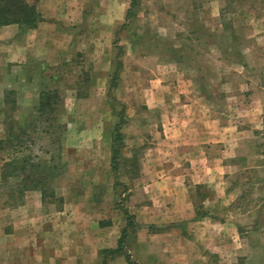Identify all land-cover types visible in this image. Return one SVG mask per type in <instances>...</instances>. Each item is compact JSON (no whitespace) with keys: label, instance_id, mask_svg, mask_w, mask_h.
<instances>
[{"label":"rangeland","instance_id":"1","mask_svg":"<svg viewBox=\"0 0 264 264\" xmlns=\"http://www.w3.org/2000/svg\"><path fill=\"white\" fill-rule=\"evenodd\" d=\"M136 1L127 18L130 0H55L63 19L52 64L15 60L20 31L0 40V141L18 133L17 146L0 145V264H101L126 210L134 225L106 264H159L145 257L160 245V264H264V0ZM43 91L56 98L41 117ZM205 104L218 176L197 183L187 156L171 155L178 130L164 133L161 118L199 121ZM11 155L47 176L44 200L38 188L20 194L29 169L3 177ZM161 177L208 223L161 222ZM170 228L176 238L137 240Z\"/></svg>","mask_w":264,"mask_h":264},{"label":"crops","instance_id":"2","mask_svg":"<svg viewBox=\"0 0 264 264\" xmlns=\"http://www.w3.org/2000/svg\"><path fill=\"white\" fill-rule=\"evenodd\" d=\"M35 6L41 13L43 20L39 22L36 28L22 32L19 40L15 38V58H17L15 60L21 62L23 59L36 56L52 64V59H55V56L52 55L53 52L56 53L61 48L60 41L62 33L60 20L63 19V15L55 0H37ZM19 31L20 29L16 24L0 25V40H4L12 35H17ZM197 107L198 106H195V108ZM202 108L201 112L204 110V115L200 116L199 121L195 119L194 114L188 113H186L183 120L179 118L181 123L178 122L177 124L169 120V115L163 114L161 118V127L164 133L173 129L178 130L177 143L175 142L172 144L175 148L172 147L171 155L174 154L177 156L182 153L184 156H187V160L192 163L195 175L194 178H196L197 183L208 182L213 179L214 176H218L214 168V163L218 162L219 158H214L209 152L213 147L212 142H214L212 138L214 131L213 119H211L212 117L207 113L206 104L205 107ZM161 145H170L169 139L161 138ZM179 146L180 150L178 148ZM208 146H210V148H208ZM182 150L184 152H181ZM163 152H167L165 148L161 149L162 155L164 154ZM165 182L166 180L161 177V222H164L165 218L169 217L171 221L180 220L181 222L187 220L189 223L193 224L202 222L205 224L208 223V221L206 222L207 217L195 220L197 218L195 214V204L192 200L189 201L187 194L181 186L167 187L164 186ZM169 204H171V206H168ZM171 210H174V213ZM170 229L171 230L165 232H159L158 234L145 235L140 233L137 240L141 242L139 243L140 245H143V242L149 239L151 240L154 237L158 238V241L165 240L168 235H175L176 238L178 236L177 229ZM179 236L182 235L179 233ZM164 257L165 253L161 251L160 245L159 250L156 249L155 251L151 248V251L147 253L145 259L157 260L160 264L161 258L163 259Z\"/></svg>","mask_w":264,"mask_h":264},{"label":"trees","instance_id":"3","mask_svg":"<svg viewBox=\"0 0 264 264\" xmlns=\"http://www.w3.org/2000/svg\"><path fill=\"white\" fill-rule=\"evenodd\" d=\"M137 5L136 0H130V6L127 11V18L133 15V9ZM43 20L41 13L37 10L36 6L32 3H30L28 0H0V25H11L16 24L20 32H25L30 29H34L37 27L39 22ZM119 48V47H117ZM120 52V51H119ZM119 52L117 54V63L115 71L113 72V76L111 79V87L114 86L116 79L118 78V69L121 67V61L119 60ZM55 94H50L48 91H43L40 94V101L37 108V112L39 116H44L48 114V110L52 106V104H55ZM6 100V98H5ZM54 108H52L50 111L54 112ZM49 118V117H46ZM119 123H117L113 129V140H112V146H111V168L113 173H116L117 171V164L118 159L120 157L121 150L124 146L123 143V135L121 132V126L124 122L123 119V109L119 112ZM18 138V133L12 132V130H9V133L7 136L0 141V145H5L9 147H15L17 146V143H15V139ZM5 144V145H4ZM51 161H54V158L50 159ZM27 159H23L22 162L24 165H21L20 167H17V158L16 155H11L7 160L3 163V177H12V178H19L20 175L17 174V169L19 171H25L28 170V174L25 175V177L22 178L23 181V188L20 189V194H22L23 190L28 189H39L41 191L42 199L44 200L47 196V192L44 189L45 184L42 180L47 179V176L43 174H38V165L30 164L26 162ZM27 165V166H26ZM55 166L50 167V170H55ZM35 175V176H34ZM36 177V178H35ZM52 193V192H51ZM54 195V193H53ZM125 215L127 218V223L125 227L123 228L120 237L118 238V244L114 248H104L100 250V254L102 255L103 262L101 264H106L105 259L107 257H114L122 253L123 250V241L126 234V228L129 226L134 225V222L132 221V215L129 214V212L126 210ZM127 262H131V259L129 255H126Z\"/></svg>","mask_w":264,"mask_h":264}]
</instances>
